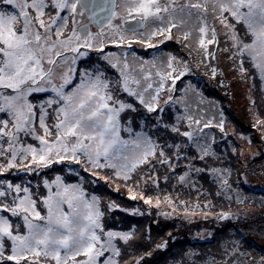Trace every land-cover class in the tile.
<instances>
[{"label": "snow or ice", "instance_id": "snow-or-ice-1", "mask_svg": "<svg viewBox=\"0 0 264 264\" xmlns=\"http://www.w3.org/2000/svg\"><path fill=\"white\" fill-rule=\"evenodd\" d=\"M169 41L195 53L211 79L223 75L214 63L222 54L235 75L264 85V0H0V177L40 178L0 179V264H128L120 242L135 233L107 226L86 182H122L130 199L171 207L166 216L182 208L231 219L212 211L202 180L244 203L226 195L231 170L209 164L220 159L213 129L227 135L223 113L210 115L212 102L187 79L192 61L163 51ZM253 127L264 129V120ZM55 165L75 179L49 178ZM182 189L197 202L182 199ZM240 251L233 245L225 256Z\"/></svg>", "mask_w": 264, "mask_h": 264}, {"label": "trees", "instance_id": "trees-1", "mask_svg": "<svg viewBox=\"0 0 264 264\" xmlns=\"http://www.w3.org/2000/svg\"><path fill=\"white\" fill-rule=\"evenodd\" d=\"M172 48H173L172 50L173 52L175 53L178 52V48L175 47L174 44ZM139 52L141 54H144L145 51H139ZM207 93L209 95L210 93L209 89H207ZM206 100L207 101H210V100L217 101L216 99H212V98H206ZM217 105H219L218 107L220 109V104H217ZM227 112H230L229 109H227ZM244 128L245 126H241V125L239 126V130L237 131L238 136L240 137L245 136L243 134ZM250 129H253V128L251 127ZM213 132L216 134V137H217L216 151L219 154L220 159L209 161V164L212 166L228 168L231 170L230 182L233 184L234 191L226 195H232L233 197L238 195L244 201V203L234 204V206L241 205L240 211H243V210L248 211V208H249L247 216L243 218L244 219L243 221H239L238 223L239 225L235 228L234 230L235 235L232 236L231 234L232 227L227 228V232L224 231L225 229H221L220 231V229L217 228L216 229L217 233L218 232L220 233V235H218L217 238L223 237V236L230 237V238L233 237L232 240L234 243L229 241L228 249L224 250L222 248V250L224 252L226 250L231 251L233 245H236L241 250L240 253L232 255V256H227V257L225 256V254L224 256H219L221 249H219V246L216 243L220 242V239L217 240V238L215 237L208 239L206 243H213V244L210 247H206L204 245L205 241L203 242L201 238H192L191 237L192 231L189 228V224L187 225V228L185 227L186 222H187L186 219L179 217L177 215V214L182 215L183 213L182 208H178V211L172 214L174 216V221L169 222L167 226L164 227L163 226L164 219L160 215L159 210H162V209H164V211L165 209L168 210L167 204L165 205L164 203H162L161 204L162 207L157 208L153 205L144 203V201L139 198L136 200L130 199L127 193H125V190L124 191L119 190L118 192H116V190H112L111 189L112 187L110 188V186L107 185V183L103 182L102 180H101V183L100 181L95 184L89 183L87 187L88 191L98 195L101 198L102 208L105 210V213H106L105 220H106L107 226L117 231L135 233V236L129 241L132 243L128 242L129 244L128 243L124 244L121 241V244H120L121 249L122 248L124 249V245L126 246L125 251L127 252V255H129V261H131L129 264H132V261L135 258L141 255H144L146 252H149V251L152 254L150 256H145L144 260L141 261V264H206L207 261H210L213 258L216 259L217 264H224L225 260L228 261V264H232L236 260L238 262H240L241 260L240 264H252L250 257H255L256 259L260 258L259 253L255 252L253 249L254 245L255 246H259V245L254 241V238H253L254 235H252L251 237L252 233L250 232L252 231L255 232L256 230L258 232H262V231L264 232V189H261V188L254 189L253 188L255 191L248 193L249 195L248 194L242 195V194H245V192L243 191L248 190V189L252 190V187L247 185V183L242 180L243 178L242 173H245L246 171L245 169L246 167L244 165L245 162L248 164V166H250V168L253 167L255 169H258V164H261L260 170L264 171V156H263L264 149L262 150V148L260 149L258 148L255 151H251L249 153L250 156L248 155L247 156L248 158H246L247 161H243L241 158H238L237 161H235L233 157L234 156L233 149H231V147L229 146L230 143L233 145L234 137L230 136L229 134L224 135L220 133L218 129H213ZM225 132H226V123H225ZM246 143L250 144L247 138H246ZM234 145H235L234 147L236 148L237 146L238 148L240 146L239 149H242L241 146L246 147V148L248 147V146H244L243 144L239 142L237 143L234 142ZM239 163H240V166L242 165L241 170L238 167ZM56 169L58 168H53V170L55 171ZM260 170L259 172H261ZM20 174H23V173L18 174V173H15V171H13V173L11 174H5V178L12 177L14 180L18 181L19 179L18 176H22ZM61 174L66 177H69V173L67 174V173L62 172ZM24 175L27 176L25 173ZM30 178H35V177L32 175L28 177V179ZM91 180L92 179H90L89 181ZM27 181L28 180H26L25 182ZM200 183L204 185L205 189H208L212 193L211 200H212V204L214 205V207L212 208V211L214 213H218L220 211L230 212L226 210V208L223 207V204H222V207H216V205L213 203L216 200L215 192L217 191V186L215 184L206 182V180H202L200 181ZM161 186L162 188H167L169 191H171L170 185L166 186L162 184ZM97 187H102L103 190L98 191V193H95L94 191L92 192V189L97 188ZM155 191H156L155 189L153 191L151 190V193H155ZM172 194L173 196L175 195L174 192ZM180 194H181V198L184 200L188 196L193 197V195H196L195 193L189 194L187 190H183V189L180 190ZM149 196L153 197L151 194ZM224 197L226 198V196ZM207 199H208L207 197L201 198L199 202L201 203V205H203L207 201ZM115 200H116V205H118L119 207L109 211L107 209V204ZM121 200H122V204H121ZM123 201L125 202V204L123 203ZM229 201L230 200L228 199V202ZM195 203L196 202L194 201V204ZM237 208H240V207H237ZM157 211H158L159 216L156 218L155 216H153V214L155 215ZM229 220H230L229 224L235 221L234 218H231ZM204 221L205 223L206 221H208V224H210L209 226H211V224L213 225V223H214L213 226H215V222L224 223V220L216 219L214 217H210L209 220H204ZM161 227H164V228H161ZM216 227H218V225H216ZM165 229L168 230L169 233L172 232V235L166 238L165 240L166 245L164 247L157 248L156 247L157 244H161V245L165 244V243H162L163 241L158 239L159 235L163 234L161 232ZM146 236L150 237V239H146L145 238ZM197 244H200L201 246Z\"/></svg>", "mask_w": 264, "mask_h": 264}, {"label": "rangeland", "instance_id": "rangeland-1", "mask_svg": "<svg viewBox=\"0 0 264 264\" xmlns=\"http://www.w3.org/2000/svg\"><path fill=\"white\" fill-rule=\"evenodd\" d=\"M177 47L178 48V52L175 53L173 52V48L172 46ZM137 49H139L140 51H145L140 49L139 47H137ZM163 51L165 52H173L177 55H181L186 57L188 60L192 61L193 64V68H194V74L190 75L188 77L189 80H191V82L193 84L196 83V85L199 86V88L204 91V96L206 98H212V99H216L217 101L214 100H210L206 102H212L211 105L206 103V106L209 107L210 110V115H215L216 119H220V113H223V118L225 119V123H226V132L227 134H229L230 136L234 137L233 141L234 142H239L241 144H243L244 146H248L246 147H242V149H239L238 146L237 148L234 147V142L233 145L230 143V147L231 149H235V151H233V157L234 160L237 161L238 158H241L243 161H247L246 158H248L247 156L249 155V153L251 151H255L256 149H260L262 148V150L264 149V129L261 128H255L253 127V124L255 123V121L257 119L260 120H264V85L261 84V82L257 79L255 81L253 80H246V79H241L238 75H235L231 69H230V62L221 54L218 57V60L215 61L214 63H218L219 68L223 71V75L222 76H218L216 79H211L210 75H207V69L204 66H196V61L199 59L198 56L195 55V53L189 55L187 49H185L183 47V45L181 44H176L174 41H169L166 43V45L162 46ZM138 50V51H139ZM179 53V54H178ZM141 54V53H140ZM146 58L155 55V52L152 50H147L144 52V54ZM193 76V77H192ZM222 81V83H221ZM207 89L210 90V93L208 95L207 93ZM208 95V96H207ZM224 98V99H223ZM255 102L254 104L252 102ZM220 104V109H219V105ZM214 105V106H213ZM223 108V109H222ZM225 108V109H224ZM227 109H229L230 112H227ZM245 126L244 130H243V134L245 135L244 137H240L237 135V131L239 130V126ZM253 129H250V128ZM250 141V144L246 143V138ZM231 139V138H230ZM238 150V151H237ZM237 154V156H236ZM263 154V153H262ZM250 156V155H249ZM264 156V155H263ZM258 164V163H257ZM245 173H242L243 178L242 180L245 181L247 183V185L252 187V190L248 189L245 190L243 192H245V194L242 195H246L248 193H251L253 191H255L254 189H264V171L260 170L261 168V164H258V169L255 168H250V166H248V164L245 162ZM59 167L63 168V171L61 169H59ZM75 167V166H73ZM238 167L241 170L242 165L240 166V163L238 164ZM54 168H58L57 171L52 170L49 172V177L54 176L56 174H61L62 172L67 173L68 171L65 168L64 165H55ZM79 170V169H78ZM259 170L261 172H259ZM62 171V172H61ZM17 173V172H15ZM22 173V172H21ZM19 174V173H18ZM82 176L87 177V180L89 181L90 179H93L91 176H89L88 173H84L81 172ZM22 176H18V181L14 180L12 177H7L5 178V176L0 177V179H6L15 183H26V180H32V182L35 184L37 182H39V177L33 175L35 178H30L28 179L27 176L23 174H20ZM29 176H32L31 174ZM69 178L70 179H75L74 177H71L69 174ZM101 183V180H98L97 182ZM103 181V180H102ZM105 182V181H103ZM174 183V182H173ZM88 182H86V188L88 187ZM117 184L119 185V190H125V193H127V195L129 196V193L126 189V187L124 186V184L122 182H107V185L110 186V188L112 190H116ZM162 187V186H161ZM164 187V186H163ZM254 188V189H253ZM103 190L102 187H97V188H93L92 192L94 191L95 193H98V191ZM118 190V191H119ZM151 190L153 191L154 189H148V191L146 190L144 192V195L149 196L150 194L153 196V201L155 202L156 196H157V190L155 191V193H151ZM116 190V192H118ZM91 193V192H90ZM164 193H160L161 198L163 196ZM249 195V194H248ZM175 196V195H174ZM216 200L215 202H213L216 207H223L226 208V210L230 211V213L234 214L232 216V218L235 219L234 222L230 223V220H224V223H216L215 222V226L214 223L213 225L211 224V226H209L210 224H208V221L204 220H209V219H203L202 214L200 212H197L196 214H192V212H189L187 215H185L184 211L182 213V215L177 214L179 217H182L184 219H186V228L187 225L189 224V228L192 231L191 233V237L192 238H201L204 242V245L206 247H210L212 246L213 243H206V241L208 239H211L213 237L217 238L218 235H220V233H217V228L220 229H225L224 231L227 232V228L232 227L231 230V234L232 236L235 235L234 234V230L235 228L239 225V221H243L249 211L243 210L240 211L241 209V205H235L237 202L235 199H233V201H229L228 199L225 198L224 196H216ZM196 199V195H193V197L188 196L185 198L186 201L189 202V204L191 205L192 202L194 204V201L197 202ZM120 200V199H118ZM116 204V200L113 201ZM123 203L125 204V202L123 201ZM121 204H122V200H121ZM130 204V203H128ZM166 205V204H165ZM162 207V206H160ZM240 207V208H237ZM167 208V207H166ZM237 209V210H236ZM178 211V209L174 212L176 213ZM173 212V209L171 207L168 206V210L162 209L159 210L160 215L163 217L164 219V227L167 226V224L171 221H174V216H166L163 213H170ZM153 216H155L156 218L159 216L158 211L156 212V214ZM177 218V217H176ZM166 220V221H165ZM180 220V219H178ZM182 221V220H181ZM216 225H218V227H216ZM161 227V228H164ZM223 227V228H221ZM215 231V233H214ZM160 234L158 239H160L161 241H163L162 243H165L164 245H166V238L168 236L172 235V232L169 233L168 230H163ZM251 237L252 235H254V241L259 245V246H255L253 247L255 252L259 253V256H264V232H258L257 230L255 232H250ZM215 234V235H214ZM200 236V237H199ZM250 236V235H249ZM233 238V237H232ZM232 238L230 237H218V239H220V242L216 243L219 246V249H221V252L219 254V256H224L225 252L222 250V248L228 249L229 245L228 242H233ZM176 239V238H175ZM181 241V240H180ZM132 243V242H129ZM128 243V244H129ZM121 244V242H120ZM180 244V243H178ZM200 245V244H197ZM201 246V245H200ZM214 249V248H213ZM126 250V246L124 245V249L122 248V255H121V260L122 262L127 261L128 264L131 262L129 261V255H127ZM175 250V248H174ZM126 252V253H125ZM258 256V257H259ZM241 262V260H240ZM240 262H238L237 260L235 261V264H240ZM233 264V263H232Z\"/></svg>", "mask_w": 264, "mask_h": 264}, {"label": "flooded vegetation", "instance_id": "flooded-vegetation-1", "mask_svg": "<svg viewBox=\"0 0 264 264\" xmlns=\"http://www.w3.org/2000/svg\"><path fill=\"white\" fill-rule=\"evenodd\" d=\"M136 50H137L138 53H140V52H139V51H140L139 49H136ZM138 50H139V51H138ZM59 169L62 170L63 168L59 167ZM57 170H58V169H56V171H57ZM58 174H59V173H58ZM26 175L29 177V174H26Z\"/></svg>", "mask_w": 264, "mask_h": 264}]
</instances>
